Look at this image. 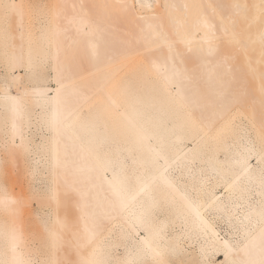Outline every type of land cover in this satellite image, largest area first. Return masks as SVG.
I'll return each mask as SVG.
<instances>
[{
  "label": "bare ground",
  "instance_id": "1",
  "mask_svg": "<svg viewBox=\"0 0 264 264\" xmlns=\"http://www.w3.org/2000/svg\"><path fill=\"white\" fill-rule=\"evenodd\" d=\"M51 2L0 0L3 14L5 4L19 6L7 11L17 14L20 38L18 45H8L12 49L5 50L1 59L0 122L5 137L0 146L12 158H25L29 183L24 190L42 194L44 211L53 213V221V196L68 195L82 205L76 212L81 237L86 239L90 231L96 236L70 258L92 259L94 252H100L116 262L126 259L125 246L131 248L133 242L132 225L142 219L150 222L152 238L166 258L186 264H201L205 258L215 264H260L264 259L259 246L264 229L260 216L264 164L259 160L264 138L262 29L257 20L247 33V49L223 61L208 55L206 41L211 35L202 25L205 17L216 23L233 17L242 11L233 7L237 4L248 5L249 13L256 14L252 6L260 0ZM150 3L158 5L157 13L165 3L178 6L173 15L185 22L178 47H191L189 55L199 66L195 79L174 74L171 68L157 73L144 54L122 43L105 19L111 13L127 15L123 4ZM132 11L139 17L153 10ZM33 13L36 36L25 32L26 19H31L27 16ZM90 41L97 42L95 49ZM78 54L84 59H77ZM46 67L52 77L45 74ZM180 67L177 64V70ZM21 69L24 74L18 73ZM50 80L55 87L49 86ZM5 89L12 97L29 92L18 114L12 110L13 102L5 100ZM39 90L46 99L38 97ZM250 147L248 171L242 174L239 161ZM1 162L0 156V167ZM113 169L126 188L111 183ZM225 179L236 184L219 194ZM38 207L20 210L24 229L17 252L22 259L36 258L39 245L34 232L47 240L36 216ZM220 224L229 228L227 235ZM14 226V217L0 210V260L13 258L4 232ZM245 229L255 241L247 250L234 243L244 239ZM139 235H146L142 228ZM225 241L232 251L225 248Z\"/></svg>",
  "mask_w": 264,
  "mask_h": 264
},
{
  "label": "snow or ice",
  "instance_id": "2",
  "mask_svg": "<svg viewBox=\"0 0 264 264\" xmlns=\"http://www.w3.org/2000/svg\"><path fill=\"white\" fill-rule=\"evenodd\" d=\"M18 7L15 4L4 5L6 12L10 8ZM121 7L127 15L114 17L110 23L114 33L119 36L122 43L131 45L138 53L144 54L157 73H160L162 69L171 68L174 70V74L183 75L186 79L196 78L199 66L189 55L192 51L191 47H186L185 50H181L178 47V44L183 42L180 38V30L184 27L185 22L173 15V11L178 9L176 4L165 3L159 6L161 10L158 13L154 11L158 7L155 3L147 5L123 4ZM185 7L187 6H179L180 10ZM233 7L242 11L236 13L233 17H222L218 23L210 22L206 17L202 21L203 27L211 35V39L206 41L209 45L207 49L208 55L217 56L223 61L235 59L236 53L247 49V33L257 20H259L261 25V43L264 45V0H260L259 5L252 6L258 10L256 14L249 13L248 5L237 4ZM136 8H148L153 11H151L150 15L136 17L135 12L132 11ZM5 24L7 37L10 24L7 15ZM218 32L219 35L217 34ZM90 43L94 49L97 47L96 41H90ZM177 64L181 66L179 70H177ZM28 95L29 92L25 91L23 96L12 97L7 94L5 89L4 98L13 102L12 110L18 114L22 110L25 98ZM37 95L40 99H46L43 90H39ZM252 151L251 147L248 148L246 154L239 161L242 174L248 171V159ZM259 153V160L264 164V138H262ZM14 166L18 165L14 164ZM2 174L5 177V182L0 185V210L14 217L15 226L10 231L4 232V239L14 253L13 258L11 260H0V264H186L185 261L166 258L165 251L161 245L152 238L150 222L142 219L132 225L133 242L131 248L127 245L125 246L126 259L116 262L103 258L100 252H94V258L92 259L80 256L78 259L73 260L70 258L73 252L79 255L80 250L90 245L96 236L94 231H90L86 239L81 237L76 222V212L77 210L82 211V205L74 202L72 197L68 195L63 198L53 196L52 199L56 201L55 219L53 221V213L44 211L46 203L40 192L33 191L31 188L25 192L22 187L18 197H13L8 194L7 170H4ZM165 180H167V177H165ZM260 182L262 187L261 194L264 196V167L261 168ZM111 183H118L121 189L126 188L124 179L116 173L115 169H113V180ZM235 184L236 180L225 179L224 189L229 190ZM147 186L146 184L145 187ZM211 203L209 199L207 206L211 207ZM32 205L39 206L36 209V216L44 233H46L47 240L42 241L39 238V233L34 232L33 236L37 239L39 245L36 249V258L22 259L17 252L24 229V221L22 216H20V210ZM260 205V216L264 218V199L261 200ZM141 228L146 233L142 237L139 235V229ZM234 243L242 245L247 250L253 246L255 241L250 238L248 231L245 229L244 239ZM224 246L229 252L232 251V246L227 241L224 242ZM259 246L262 255H264V229H262L260 234ZM172 254H175L174 250ZM201 264H215V262L205 258ZM225 264H227V261ZM246 264H254V262L248 261ZM260 264H264V259L260 261Z\"/></svg>",
  "mask_w": 264,
  "mask_h": 264
},
{
  "label": "rangeland",
  "instance_id": "3",
  "mask_svg": "<svg viewBox=\"0 0 264 264\" xmlns=\"http://www.w3.org/2000/svg\"><path fill=\"white\" fill-rule=\"evenodd\" d=\"M31 2H33V0H30ZM49 1L51 2V0H47V2L49 3ZM53 1V0H52ZM55 2V1H54ZM53 2H51L50 4H52ZM59 2H57L58 4ZM48 4V5H50ZM54 4V3H53ZM32 13V11H30ZM6 13V11L4 12V14ZM9 12L7 11V14ZM4 14L0 11V74H2L4 72V70H2V62H1V59H4L3 57V54H4V51H8L10 49H12L10 46H8L9 44H14V45H18L20 43V38L17 37V35H19V27H18V23H17V14L14 12H11L10 15L8 14L7 17H8V20L10 22L9 24V35L6 37V34H5V27H6V24H5V17L6 15L4 16ZM33 15V17H32ZM27 17H30L31 19H26L27 22H25L26 26L25 28L26 29V33L28 32V35L31 36V34L36 36V32H37V29H35V25L37 23V20L35 21V17L34 16V13L33 14H30V16L28 15ZM26 17V18H27ZM104 17V15H103ZM114 17H117L115 14L111 13V14H108V16H105V19L108 21V22H111V20L114 18ZM29 22V23H28ZM36 22V23H35ZM28 30V31H27ZM111 34H114V33H111ZM12 35L13 36V39H10L9 36ZM34 37V36H33ZM36 38V37H35ZM6 44V45H5ZM49 59H52V57H48ZM77 59H84V56L83 54H78L77 55ZM83 64V62H82ZM47 70V71H46ZM19 74H24V70L21 69L19 72ZM45 74L52 77L53 76V73L51 71V69L49 67H46L45 69ZM49 86L50 87H55V84L54 82H52V80H50L49 82ZM19 87L15 88V91L16 92H20L19 91ZM2 122H0V142L1 141H4V134L2 133V130L4 128V126L1 125ZM2 126V127H1ZM45 131V130H44ZM0 156L2 158V162H1V167H0V184H4L5 182V177L3 176V172L4 170H7L8 172V176H7V187H8V194L14 196V197H17L20 192H21V189L23 187V189H25L27 187V184L29 183V175L27 173V170H26V165H25V158L24 157H18V158H12L9 154H7V152H5V150L3 149L2 146H0ZM14 164L18 165V166H14ZM219 194H224L226 192V190L224 189V186H221L219 187L218 191H217ZM220 228L222 230V233L223 235H227L226 232H228L229 228H227L226 224H220ZM227 230V231H226ZM219 259V257H218ZM223 257H220L219 260H222Z\"/></svg>",
  "mask_w": 264,
  "mask_h": 264
}]
</instances>
